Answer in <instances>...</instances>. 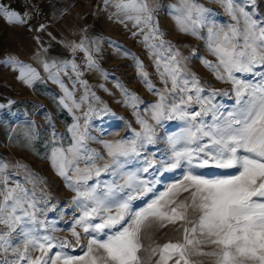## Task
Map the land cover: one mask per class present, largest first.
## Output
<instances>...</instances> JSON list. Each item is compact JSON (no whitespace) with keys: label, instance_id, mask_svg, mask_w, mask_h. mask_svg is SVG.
Listing matches in <instances>:
<instances>
[{"label":"snow or ice","instance_id":"snow-or-ice-1","mask_svg":"<svg viewBox=\"0 0 264 264\" xmlns=\"http://www.w3.org/2000/svg\"><path fill=\"white\" fill-rule=\"evenodd\" d=\"M223 2L235 23L229 25L227 30L208 28V48L218 60L215 63L209 60L203 62L214 72L217 79L233 84L236 106L231 111L221 113L211 104L210 99L201 96L204 89L199 79L185 70L182 60L186 58H182L178 51L169 47L165 50L167 55L156 53V70L166 86L165 91L179 102L166 107L167 97L160 93V101L153 105L152 118L159 123L165 117L172 119L175 116L189 122L184 133L169 138L173 156L167 168L175 169L182 163L188 165L183 180L171 185L167 192L161 193L146 208L135 213H132L131 208L133 197L128 196L117 205L113 214L108 207V197L114 194V190L122 191L124 187L131 188L134 183L144 185L147 182L136 181L134 175L129 174L123 185H115L103 193L98 194L96 187H87L93 168L86 166L81 169L77 162L87 151L85 140L88 121H84L85 130H81V125L76 123L70 128L74 137L73 144L66 150L56 148L51 154L52 164L60 176L71 182L73 178L68 175L69 169L77 174L75 183H70L69 186L76 187V199L82 198L84 211L75 223L82 226L85 233H99L117 225L120 227L105 240L93 236L87 242V251L82 256H68L62 252H56L54 257L48 256L55 247L54 238L44 236L41 241L28 232L25 233L29 239L26 240L24 252L17 250L19 259H27L28 264H49V261L50 264H60L61 260L62 264H142L139 255L144 247L141 233L146 227H151L149 222L166 227L169 223L182 221L183 242L169 241L150 249L151 255L159 254L155 264H169V261L172 264H197L190 259L193 255L216 257L215 264H264V80L246 82L235 75L252 73L256 66H264V22L254 19L244 7L234 6L233 0ZM116 8L118 11L133 13L125 18L134 20L137 25L146 26V43L150 39L159 40L158 44L151 43L148 47L153 50L163 49L166 42L157 36L158 27L152 26V8L148 0H118ZM205 11L195 3L188 5L184 9L185 14L177 17L181 30L198 35L197 28L204 19ZM193 14L196 19H192ZM0 18L13 24L26 23L24 13L10 10L2 4ZM188 22L192 24L191 28L186 26ZM44 27L40 25V29ZM144 31L141 29V32ZM76 49L88 52L89 67L95 66V61L83 42L74 45L73 51ZM7 63L19 69V78L25 84L31 85L40 79L36 69L13 56L8 57ZM43 67L45 71H49L57 65L55 62L44 63ZM138 67L141 68L140 75L145 78L149 88L154 89L155 86L147 80L148 73L143 71L141 62H138ZM72 68L76 69L74 62ZM48 78L60 83L66 97L76 108L80 107L72 93L59 80V72L49 71ZM169 82L170 88L167 87ZM219 94L216 91L210 92V96ZM84 99L86 97H81V101ZM128 99L135 107L134 102L138 97L132 94ZM60 103L65 108L69 107L65 98H61ZM192 104L200 105V110L188 111L187 108ZM209 113L211 123H205L203 117ZM140 123L144 128V137L151 142V126L144 120H140ZM178 144H183L182 150H176ZM105 146L108 155L114 158L113 164L117 165L120 156L137 153L135 141L131 144L117 141L114 144L106 143ZM94 161V155L87 156L86 164L94 165ZM210 165L236 171L234 174L216 178H206L196 171ZM2 167L6 168L7 165ZM109 167V164H104L103 170H108ZM100 171V168H95L97 176ZM81 182L86 186L85 191H80L77 187ZM150 191L149 187H143L142 190L138 188L139 195H146ZM181 193H187V196L183 200L176 199ZM36 203L34 191L19 182L9 186L7 179L0 180V224L8 229V232L0 233V241L9 243L7 235L16 230L24 217L35 220L34 213L27 209L35 208ZM190 211L196 214L195 220H189ZM18 212L21 214L18 215ZM101 213H104L102 222L93 224L91 218L100 216ZM72 235L79 241L80 234L75 228L72 229ZM29 244L38 247L42 254L35 259L27 257ZM198 244H211L215 247L209 252H203L196 247ZM59 247L63 249L72 245L65 241Z\"/></svg>","mask_w":264,"mask_h":264},{"label":"rangeland","instance_id":"rangeland-1","mask_svg":"<svg viewBox=\"0 0 264 264\" xmlns=\"http://www.w3.org/2000/svg\"><path fill=\"white\" fill-rule=\"evenodd\" d=\"M195 3L206 11L203 21L197 28L198 35L191 31L181 30L177 17H182L184 9ZM234 6L244 7L254 19L264 22V0H233ZM152 8V26L159 29L157 36L166 43L163 49L153 50L148 44L159 43V40H144L147 32L145 25H137L134 20L113 22L107 30L106 43L102 47V61L96 67L99 72L95 75H85L89 72L87 67H79L70 72L59 73V80L72 93V97L80 104L76 108L66 97L60 83L52 79L38 81L32 87V92L19 98H10L9 104L0 108V180L7 179L8 185L16 182L35 192L36 207L27 211L34 213L35 220L24 217L11 231L6 239L9 243L0 241V264H28L27 259H19L17 250L24 252L26 240L25 233L42 241L44 236L53 237L55 247L48 253L54 257L56 252L68 256H82L87 251V242L95 236L99 240L107 239L119 229V225L112 229H105L99 233H85L82 226L76 225V220L83 214L82 198L77 200L76 187L69 186L75 183L77 174L69 169L68 175L73 178L70 182L60 176L52 164L51 154L56 148L68 149L74 142L72 125L79 123L81 130L86 127V152L77 162V166L93 168L87 187H96L98 194L106 192L115 185H123L129 174L134 175L136 181L147 182L144 185L133 184L131 188L124 187L122 191H115L108 197V207L115 214L116 207L128 196H132V213L146 208L152 200L167 192L173 184L183 180L188 171V165L181 164L175 169H168L171 162L173 147L170 137H178L189 127V122L180 120L175 116L167 117L157 123L153 117V105L160 101V93L167 97L166 107L179 100L165 91V84L156 70V53L167 55L166 49L171 47L178 51L182 58L185 70L195 74L204 91L201 96L211 100L221 113L231 111L235 106V88L230 81L216 78L214 72L204 64V60L217 62L218 58L208 48V28L227 30L235 21L226 10L223 0H162ZM192 19H196L193 14ZM243 21L241 20V25ZM186 26L191 28L190 22ZM144 29V32H141ZM133 33H136L133 35ZM143 71L148 73L147 80L155 86L150 89L145 78L140 75ZM238 79L246 82H259L264 80V66H256L252 73H236ZM86 82V84L84 83ZM171 87V82L167 85ZM219 92V95L210 96V92ZM10 94V93H8ZM134 94L138 99L129 102V96ZM11 95V94H10ZM81 97H86L81 101ZM65 98L69 107L61 103ZM71 109V111L69 110ZM188 111H199L200 105L192 104ZM87 113V115H85ZM140 120L146 121L152 128V141L144 137V128ZM205 123H211V113L203 117ZM194 130V129H193ZM140 133V136H137ZM124 141L137 145V153L120 156L119 164H113V157L108 155L106 143L114 144ZM183 144H178L176 150H182ZM94 155L93 164H86L87 156ZM71 158V157H70ZM109 164L108 170L103 165ZM2 165H7L6 168ZM95 168H100V174H95ZM206 178H216L235 173V169H222L210 165L196 170ZM80 191L86 186L81 182ZM151 188L146 195H139L138 188ZM187 193H181L176 199L183 200ZM92 205L89 203V207ZM174 206V205H171ZM169 206V207H171ZM20 215L21 213H17ZM104 213L92 217L93 224L102 222ZM196 214L189 212V220H195ZM151 227H146L141 233L143 249L139 255L142 264H155L159 254L151 255L150 249L166 242H183L184 222L167 224L160 227L158 223L150 221ZM190 226V225H189ZM80 234L79 241L72 235V229ZM8 232L5 225L0 224V233ZM67 242L72 247L60 248L59 244ZM196 247L209 252L215 246L211 244H198ZM41 250L28 245L27 257L35 259L40 256ZM47 258V257H46ZM191 260L197 264H215L216 257L207 255H193ZM50 264V261H49ZM62 264V260L60 262ZM172 264V261H169Z\"/></svg>","mask_w":264,"mask_h":264},{"label":"crops","instance_id":"crops-1","mask_svg":"<svg viewBox=\"0 0 264 264\" xmlns=\"http://www.w3.org/2000/svg\"><path fill=\"white\" fill-rule=\"evenodd\" d=\"M162 0H148L151 6ZM118 0H0L10 10L25 14V24L9 23L0 18V108L10 98H19L32 92L38 81L49 79V71L70 72L72 62L87 67L85 75H95L102 61V47L107 30L113 22L128 21L125 13L116 8ZM40 25H44L40 29ZM84 43L91 53L95 66L89 67L88 52L73 51V46ZM98 49V51H97ZM13 56L30 65L40 75L31 85L19 78V69L7 63ZM56 63V68L45 71L44 63ZM67 62V63H66ZM10 93V94H8Z\"/></svg>","mask_w":264,"mask_h":264}]
</instances>
